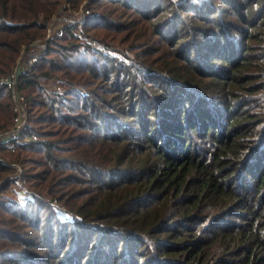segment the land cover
Returning a JSON list of instances; mask_svg holds the SVG:
<instances>
[{"label":"trees","instance_id":"16d2710c","mask_svg":"<svg viewBox=\"0 0 264 264\" xmlns=\"http://www.w3.org/2000/svg\"><path fill=\"white\" fill-rule=\"evenodd\" d=\"M1 134L0 264H264V0H0Z\"/></svg>","mask_w":264,"mask_h":264},{"label":"rangeland","instance_id":"374dc122","mask_svg":"<svg viewBox=\"0 0 264 264\" xmlns=\"http://www.w3.org/2000/svg\"><path fill=\"white\" fill-rule=\"evenodd\" d=\"M103 6H105V5H103ZM68 7H70V4H68L67 5V8ZM108 7H110V8H112V6L109 4L108 5ZM69 12H74L75 14V17H79V15H78V13L80 12V11H74V10H67V11H63V13L61 14V15H57L56 14V16L54 17L53 16V18L50 20V22H49V26H48V28H47V32H46V37L42 40V43L41 44H36V42H35V45H34V48H33V50H31V53L29 54V56L28 57H25L24 55H21L20 56V58H19V64H20V66L22 65L23 66V68L25 67V65H26V63H27V60H28V62L29 63H35L36 61H32V62H30V58L32 57V54H38L39 53V55L41 54V51H42V49L45 47V45H46V42H47V40L48 39H50L53 35H55L56 33H59V34H61L62 33V31H63V24H64V21L66 20V19H68L69 17H68V13ZM82 12V11H81ZM80 12V13H81ZM113 13V12H112ZM81 17V16H80ZM77 19H79V18H76L75 20H77ZM82 20V19H81ZM80 20V21H81ZM88 23V22H87ZM76 29H79V28H76ZM95 31L96 30H91V33H95ZM42 44H45L44 46H42ZM32 47V46H31ZM50 84L51 85H53L54 84V82H50ZM17 81H16V85H15V87H14V92H13V94H12V96H13V100H14V111H15V113H16V115H15V119H14V125L13 126H15L16 125V123H17V111H18V109L20 108V104H21V101H23V100H25L24 99V97H23V92H19V90H17ZM21 122H23L22 120H21ZM0 136H2V134L0 135ZM0 152H3L4 154H5V157L4 158H6V159H14L15 158V156L18 158V156H23L24 154H25V152H20V151H18L17 150V152H13L12 154H10V152L11 151H4V150H1L0 149ZM28 162H25L24 163V165L25 166H28ZM16 166V168H15V173H16V171L19 169V170H21V172L19 171V173H21L20 175H22L23 173H22V168H21V163H19V162H17V164L15 165ZM3 174H0V177L2 176ZM25 180H26V186L30 183V179H29V177H25L24 178ZM4 180V179H3ZM3 180H2V182H3ZM10 193H12L13 191L12 190H10L9 191ZM11 196H13V195H11Z\"/></svg>","mask_w":264,"mask_h":264},{"label":"built area","instance_id":"2783aa9c","mask_svg":"<svg viewBox=\"0 0 264 264\" xmlns=\"http://www.w3.org/2000/svg\"><path fill=\"white\" fill-rule=\"evenodd\" d=\"M36 44H41L42 40L39 39L37 41H35ZM35 42L33 45H35ZM45 44H42V46H44ZM39 57V53L38 54H32V57L30 58V62L32 61H36ZM20 61H18V63L13 67L11 73L9 75H7L5 77V80L9 83L10 86H15L16 83V78H17V73L20 71L21 68H23V66L19 64ZM25 115V103L23 101H21L20 104V108L17 111V123L15 125V128H13V131H20L23 129V122H21V120L23 121V117Z\"/></svg>","mask_w":264,"mask_h":264}]
</instances>
